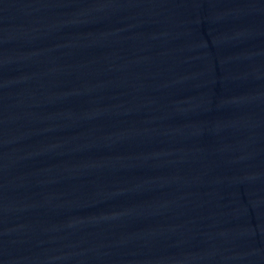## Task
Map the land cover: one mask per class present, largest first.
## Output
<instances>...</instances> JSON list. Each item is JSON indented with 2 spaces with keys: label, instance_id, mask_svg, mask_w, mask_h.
I'll return each mask as SVG.
<instances>
[{
  "label": "water",
  "instance_id": "95a60500",
  "mask_svg": "<svg viewBox=\"0 0 264 264\" xmlns=\"http://www.w3.org/2000/svg\"><path fill=\"white\" fill-rule=\"evenodd\" d=\"M0 264H264V0H0Z\"/></svg>",
  "mask_w": 264,
  "mask_h": 264
}]
</instances>
